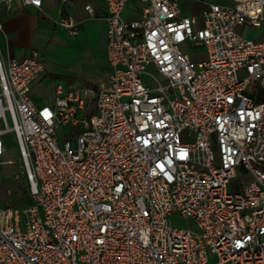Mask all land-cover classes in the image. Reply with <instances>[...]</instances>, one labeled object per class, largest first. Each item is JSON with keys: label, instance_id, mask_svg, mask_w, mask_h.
<instances>
[{"label": "built area", "instance_id": "obj_1", "mask_svg": "<svg viewBox=\"0 0 264 264\" xmlns=\"http://www.w3.org/2000/svg\"><path fill=\"white\" fill-rule=\"evenodd\" d=\"M129 1L105 0L109 75L92 111L59 84L52 105H36L37 53H0V156L14 133L30 195L0 207V264H264V39L237 30L264 26V0L205 2L201 21L178 0H134L128 18ZM55 23L79 32L78 20ZM196 43L202 59L181 49Z\"/></svg>", "mask_w": 264, "mask_h": 264}, {"label": "rangeland", "instance_id": "obj_2", "mask_svg": "<svg viewBox=\"0 0 264 264\" xmlns=\"http://www.w3.org/2000/svg\"><path fill=\"white\" fill-rule=\"evenodd\" d=\"M219 4H230L231 0H208ZM135 3L130 4L132 8ZM140 6V3L136 2ZM189 6L186 11L195 16L201 21V10L198 12L196 3L189 0ZM188 14V15H190ZM125 16V13L123 14ZM11 14H3L0 12V20L8 19ZM59 27V26H58ZM238 32L245 38L253 40L264 39V26L255 27L252 25H240L237 28ZM14 38L19 42L25 50H30L37 53V58L44 65V72L34 82L36 85L31 90V96L38 102H45L52 105L55 100V88L62 85L64 90L82 89L86 83L82 80L88 79L91 76H96V69L102 70V56L94 54L92 48L84 46L76 37L70 35L66 30L57 28L52 34L43 32L37 35L28 34L27 32H14ZM189 48L187 45H181L183 52L189 50L192 53L198 54L196 59L205 57L204 46L200 45ZM103 73V72H102ZM100 72V76L103 75ZM90 87H93L90 85ZM74 130L68 123L60 125L56 128L55 136L58 145L63 148L67 138H73ZM6 151L0 156V207L13 206L23 208L30 201L28 192V183L24 174L22 159L20 156L18 144L14 133H8L4 137ZM228 184V191H234L236 187L243 182V176L239 174ZM170 223L174 227L197 230L196 223L191 218H185L178 215L171 217ZM216 258L211 255L209 264H215Z\"/></svg>", "mask_w": 264, "mask_h": 264}, {"label": "crops", "instance_id": "obj_3", "mask_svg": "<svg viewBox=\"0 0 264 264\" xmlns=\"http://www.w3.org/2000/svg\"><path fill=\"white\" fill-rule=\"evenodd\" d=\"M190 1L197 4L196 8L198 12L202 9L205 2H210L208 0ZM178 2L180 13L182 15L190 14H186L190 6L189 0H178ZM132 3H135V5L130 8V4ZM86 4L92 6L94 9V16H90L84 9ZM190 7L192 8V5ZM139 8L140 6L136 5V1L130 0L124 11L125 16L128 18L138 17ZM0 12L3 14H11L8 19L3 21L0 20L2 25V29H0V53L4 58L9 56L15 59H22L30 54V50L22 48L21 44L14 38V32L24 31L33 35H37V33L42 34L43 32L52 34L57 28H61L55 23V21L61 17H70L80 21L79 32L72 36L76 37L84 46L89 49L92 48L95 55L102 56L103 58V63L101 64L102 70L96 69V76H91L88 79L82 80V83H86L85 85L89 86H83L82 89L80 88L87 97L86 109L88 111L94 110V98L97 89L100 85L107 82L109 75V66L106 56V23L103 19L105 13V0H72L69 4H62L60 0H41V9L33 5H23L21 0H13L10 9L6 10L0 8ZM190 12V15H195L192 11ZM100 72H103V75L100 76ZM90 85L93 87H90ZM35 86L36 85L33 83L31 90ZM31 98L36 105L46 104L45 102H38L32 96Z\"/></svg>", "mask_w": 264, "mask_h": 264}, {"label": "snow or ice", "instance_id": "obj_4", "mask_svg": "<svg viewBox=\"0 0 264 264\" xmlns=\"http://www.w3.org/2000/svg\"><path fill=\"white\" fill-rule=\"evenodd\" d=\"M37 2H38V0H37Z\"/></svg>", "mask_w": 264, "mask_h": 264}]
</instances>
